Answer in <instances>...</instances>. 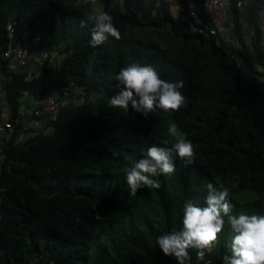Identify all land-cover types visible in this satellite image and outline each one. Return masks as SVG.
Masks as SVG:
<instances>
[{
	"label": "trees",
	"instance_id": "obj_1",
	"mask_svg": "<svg viewBox=\"0 0 264 264\" xmlns=\"http://www.w3.org/2000/svg\"><path fill=\"white\" fill-rule=\"evenodd\" d=\"M99 2L121 38L93 47L92 25H80L91 13L83 5L0 0V47L12 22L16 42L36 39L46 51L34 77L0 55L12 115L25 92L40 104L52 90L78 99L50 119L52 133L3 146L0 264H178L156 237L182 227L184 203L204 205L209 182L229 189L233 214H264V84L248 80L217 35L194 28L183 12ZM258 39L256 32L252 53L241 52L246 67L261 61ZM131 62L183 79L186 106L146 114L112 107L120 90L114 75ZM170 121L192 141L195 162L173 155V173L150 177L159 188L131 195L125 169L148 147L163 146ZM232 235L226 224L205 260L189 249L187 264H223Z\"/></svg>",
	"mask_w": 264,
	"mask_h": 264
},
{
	"label": "clouds",
	"instance_id": "obj_2",
	"mask_svg": "<svg viewBox=\"0 0 264 264\" xmlns=\"http://www.w3.org/2000/svg\"><path fill=\"white\" fill-rule=\"evenodd\" d=\"M89 24L92 25L89 43L93 47L104 44L109 38H121L107 12L94 11L80 21L81 27ZM114 79L120 86L119 92L110 98V105L114 108L128 110L130 106L135 112L146 114L156 109L180 111L186 106V97L181 91L183 79L161 78L151 64L128 63L120 68ZM167 136L163 146L154 144L148 147L142 158L132 161L125 169L131 195L146 186L159 188V182L150 177L173 173V155L182 159L186 166L195 162L192 141L186 138L179 124L170 121ZM206 189L204 205L184 203L179 230L156 237L162 253L175 257L178 264H187L191 260L189 249H196L197 259L204 261L227 224L233 235L228 245L231 254L223 256V264H264V214H233L234 205L230 202L227 187H217L209 182Z\"/></svg>",
	"mask_w": 264,
	"mask_h": 264
},
{
	"label": "built area",
	"instance_id": "obj_3",
	"mask_svg": "<svg viewBox=\"0 0 264 264\" xmlns=\"http://www.w3.org/2000/svg\"><path fill=\"white\" fill-rule=\"evenodd\" d=\"M70 2L92 7V0H69ZM114 7L125 10L126 0H111ZM133 6L138 2L139 9H149L151 13L169 12L179 17L181 12L196 29H210L217 35L216 42L224 43L229 48V55L248 80L264 84V0H127ZM100 11L101 2L96 3ZM164 8V9H162ZM94 12V10H90ZM6 42L0 47V55L6 61L7 67L14 71H25L29 77H34L41 71L46 57V51L38 40L16 42L15 28L12 22L5 26ZM258 32L257 45L261 61H254L251 68L246 67L242 51H254L253 38ZM53 57L58 59L57 54ZM0 80V165L3 159L5 142L14 137L15 141H24L34 134H49L53 132L50 119L59 110L71 104L64 98L60 90H52L45 95L41 104L35 97L24 93L19 100L16 114L12 115L10 104L5 98V89ZM29 96V108L24 106L23 98ZM78 99L73 101L76 103ZM70 102V103H69Z\"/></svg>",
	"mask_w": 264,
	"mask_h": 264
},
{
	"label": "rangeland",
	"instance_id": "obj_4",
	"mask_svg": "<svg viewBox=\"0 0 264 264\" xmlns=\"http://www.w3.org/2000/svg\"><path fill=\"white\" fill-rule=\"evenodd\" d=\"M67 2H69L70 3V1L69 0H66ZM98 2V0H92V3H94V5H92V7H89V6H86L85 8L87 9V10H91V8H92V10H94V11H100V9H99V6L96 4ZM162 9H164V8H162ZM57 61V60H56ZM28 95V94H27ZM67 99H69L68 101H70V102H73L76 98L75 97H67V96H65ZM69 102V103H70ZM23 103H24V106H26L27 108H29V105H30V101H29V96H28V98L27 97H24L23 98Z\"/></svg>",
	"mask_w": 264,
	"mask_h": 264
}]
</instances>
